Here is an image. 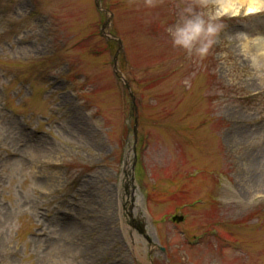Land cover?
I'll return each mask as SVG.
<instances>
[{
  "label": "rangeland",
  "instance_id": "rangeland-1",
  "mask_svg": "<svg viewBox=\"0 0 264 264\" xmlns=\"http://www.w3.org/2000/svg\"><path fill=\"white\" fill-rule=\"evenodd\" d=\"M231 1L203 0L224 25L203 61L167 39L177 0L101 1L135 131L95 0H0V264H264V10ZM134 143L150 242L113 209Z\"/></svg>",
  "mask_w": 264,
  "mask_h": 264
},
{
  "label": "clouds",
  "instance_id": "clouds-1",
  "mask_svg": "<svg viewBox=\"0 0 264 264\" xmlns=\"http://www.w3.org/2000/svg\"><path fill=\"white\" fill-rule=\"evenodd\" d=\"M154 8L158 0H144ZM206 3L200 0H177L175 21L166 28L167 39L174 49L197 61L205 60L212 52L224 25L218 12H205ZM264 10V0L261 2Z\"/></svg>",
  "mask_w": 264,
  "mask_h": 264
},
{
  "label": "bare ground",
  "instance_id": "bare-ground-1",
  "mask_svg": "<svg viewBox=\"0 0 264 264\" xmlns=\"http://www.w3.org/2000/svg\"><path fill=\"white\" fill-rule=\"evenodd\" d=\"M231 2H235V4L237 3V7L234 6H229L231 3L230 2H226V4L223 7V12L225 14H227L226 12L230 13L231 16L233 15H237V13L239 12V9L244 8L246 9V12L249 14L252 13H257V11L262 10L261 9V2L262 0H235V1H231ZM253 41H255L256 44V50L261 51L262 55L264 56V46L262 45V42L260 41V39H253ZM262 56V57H263ZM262 161H257V164L259 166V168L261 169L262 166L260 165ZM115 198V195H113V199ZM114 205H115V200H114ZM114 209V207H113Z\"/></svg>",
  "mask_w": 264,
  "mask_h": 264
}]
</instances>
